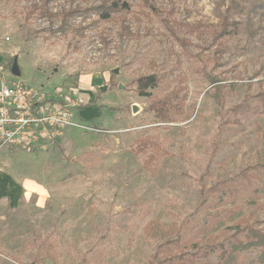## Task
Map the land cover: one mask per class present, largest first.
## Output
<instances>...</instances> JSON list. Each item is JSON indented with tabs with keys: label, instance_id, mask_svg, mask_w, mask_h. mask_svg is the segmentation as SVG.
Masks as SVG:
<instances>
[{
	"label": "rangeland",
	"instance_id": "obj_1",
	"mask_svg": "<svg viewBox=\"0 0 264 264\" xmlns=\"http://www.w3.org/2000/svg\"><path fill=\"white\" fill-rule=\"evenodd\" d=\"M124 1L60 33L61 11L99 1L0 0L1 65L82 97L60 140L0 147V173L28 185L0 197V264H216L221 247L237 254L223 264H264V0ZM174 95L160 122L149 104Z\"/></svg>",
	"mask_w": 264,
	"mask_h": 264
},
{
	"label": "built area",
	"instance_id": "obj_2",
	"mask_svg": "<svg viewBox=\"0 0 264 264\" xmlns=\"http://www.w3.org/2000/svg\"><path fill=\"white\" fill-rule=\"evenodd\" d=\"M17 79L0 63V147L34 150L60 140L81 94H42Z\"/></svg>",
	"mask_w": 264,
	"mask_h": 264
},
{
	"label": "trees",
	"instance_id": "obj_3",
	"mask_svg": "<svg viewBox=\"0 0 264 264\" xmlns=\"http://www.w3.org/2000/svg\"><path fill=\"white\" fill-rule=\"evenodd\" d=\"M51 0H45L46 4ZM99 3L89 7H80L76 5L75 7H70L67 10H63L59 15V25L55 29V32L64 33L67 29H70L71 22L76 17H81L83 19L87 18L91 14H95L99 19L105 20L113 17V15L117 13H124L129 10V5L124 0H98ZM47 12V11H45ZM49 15H52L49 13ZM238 24L236 22H229L226 16L223 17L220 23V36H233L236 34L238 29ZM126 29V27H123ZM184 42V41H183ZM184 46V44H182ZM12 60L9 62V66L12 64ZM159 78L156 74H148L144 76L138 77L134 84L136 92L139 96L147 95V91L151 88H154L158 85ZM177 96H166L161 99L157 98L152 100V102L148 106V110L154 114V116L160 122H170L171 114L177 109L180 105L179 101H175ZM257 99L262 108V113H264V91L257 94ZM251 111L252 107L247 108L244 105L236 106V111ZM145 145V143H144ZM250 243H258L260 242V256L264 259V242L258 241L255 238H250ZM221 251L217 254L216 264H223L227 260L234 258L232 262L235 261L237 254L235 252L229 251L227 248L221 247ZM189 260L181 258H169L167 264H186Z\"/></svg>",
	"mask_w": 264,
	"mask_h": 264
},
{
	"label": "crops",
	"instance_id": "obj_4",
	"mask_svg": "<svg viewBox=\"0 0 264 264\" xmlns=\"http://www.w3.org/2000/svg\"><path fill=\"white\" fill-rule=\"evenodd\" d=\"M27 186L25 183L21 184L15 176L0 173V197L5 196L8 199L9 206L17 205L22 195L27 193Z\"/></svg>",
	"mask_w": 264,
	"mask_h": 264
},
{
	"label": "water",
	"instance_id": "obj_5",
	"mask_svg": "<svg viewBox=\"0 0 264 264\" xmlns=\"http://www.w3.org/2000/svg\"><path fill=\"white\" fill-rule=\"evenodd\" d=\"M10 71H11V73H12L13 75H15V76H17V75L20 74L16 62H12L11 67H10Z\"/></svg>",
	"mask_w": 264,
	"mask_h": 264
}]
</instances>
